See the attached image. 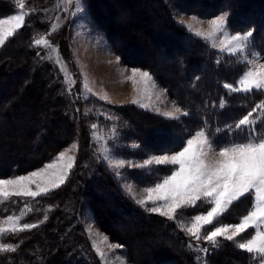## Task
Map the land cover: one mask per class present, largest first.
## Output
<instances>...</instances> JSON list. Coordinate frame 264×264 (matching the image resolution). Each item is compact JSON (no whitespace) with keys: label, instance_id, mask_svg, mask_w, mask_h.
Masks as SVG:
<instances>
[{"label":"rangeland","instance_id":"374dc122","mask_svg":"<svg viewBox=\"0 0 264 264\" xmlns=\"http://www.w3.org/2000/svg\"><path fill=\"white\" fill-rule=\"evenodd\" d=\"M7 1L14 9L0 14V53L27 22L34 25L26 28V44L18 39L0 57L6 62L2 66L5 81L0 82V162L15 157L22 160L26 148L36 142L46 144L47 151L44 159L27 170L0 177V263L4 264L1 258L16 245L15 235L35 225L23 222L26 211L33 214L35 208L22 202L60 189L77 173L83 184L88 182L86 190L91 185L90 189L109 202L111 211L119 210L104 196L105 190L94 185L105 172L114 178L109 191L145 212L143 220L135 214L124 215L118 222V216L101 207L102 199L87 196L90 202L84 203L79 197L77 206L62 215L68 227L74 225L63 237L72 255L66 256L62 246L61 251H54V246L53 253L47 254L46 245H34L33 251L39 255L29 256L33 264H39L41 254L46 259L43 264H133L124 253L126 242L132 246L128 253L131 250L139 263L168 264L158 259L184 249L194 255L197 264H207L208 250L231 243L252 254L256 264H264V139L226 144L214 141L205 129L192 130L190 120L197 112V102L191 95L173 98L149 68L128 65L122 56L124 49L135 50L146 66L147 62L157 69L163 66L170 73L173 64L169 60L180 50L167 54L170 44L162 39L167 31L161 29L162 23L168 26L173 21L211 50L246 65L239 80L224 87L227 94H243L264 88V58L251 49L250 31H231L225 13L202 16L184 12L175 0H0V8ZM158 2L165 11L158 12L160 16L152 7H159ZM180 3L200 6L198 1ZM97 16L106 17L113 41ZM177 64L183 68L182 61ZM187 74L191 73L180 69L176 89L181 93L176 95L184 94ZM22 91L24 95L19 94ZM135 109L151 114L145 117L149 123L157 120L160 124L147 128L157 136L153 140H146L151 135L145 136L147 147L135 141L131 135L135 129L125 122L135 118ZM70 122L80 127L75 137L69 135ZM251 122L243 117L238 126L247 127ZM156 142H164L168 149L156 150ZM174 144L177 148L171 149ZM30 156L36 157V152ZM95 164H103V170H97ZM73 186L67 187L69 192ZM247 195L253 197L250 211L242 215L235 211L239 214L228 220L230 208ZM93 206L102 211L94 212ZM99 212L105 219L109 216L106 224L115 230L98 223L93 213ZM161 226L169 234L159 235L156 229ZM75 258L78 260H72ZM223 258L228 260V256L217 255L211 264H226ZM16 260L9 261L16 264Z\"/></svg>","mask_w":264,"mask_h":264},{"label":"trees","instance_id":"16d2710c","mask_svg":"<svg viewBox=\"0 0 264 264\" xmlns=\"http://www.w3.org/2000/svg\"><path fill=\"white\" fill-rule=\"evenodd\" d=\"M44 0H42L43 2ZM181 1H185L188 3H193L195 1H198L200 3V6L197 8H192L191 6H186ZM175 0L174 3L180 8L181 10L188 11V12H194L195 14L202 15V16H215L220 13H225L227 15V26L228 28L233 32H247L250 31V47L253 51L256 53H259L261 57L264 58V1L263 0ZM8 3V1H7ZM142 3V2H141ZM159 7L152 6L156 14L159 15L158 12L165 13L163 10V6L158 2ZM181 5H180V4ZM203 3V6L201 4ZM13 4L9 2L7 5H5V8H0V14L7 15L10 11H12ZM150 14V13H148ZM101 16V15H100ZM157 16V18H158ZM97 16V21L100 23V26L107 32V38L112 40L111 38L112 33L110 32L109 28H107V24L105 23V18ZM156 18V19H157ZM104 19V20H103ZM107 21V20H106ZM31 25H34V22L30 23ZM29 22H27V26L23 27L21 30H19L14 36L8 39V41L4 44L1 53V55L5 52V49L9 47V45L12 42H15L16 40L23 41L24 44H26V28H29ZM116 24V22H114ZM155 24V23H154ZM32 25V26H33ZM163 28L162 31H167V35L164 36V40L167 41V43L170 44L169 48H167V54H172L174 51H179L180 54L178 56H173L171 60H169L170 63H172V70L169 73L166 70H164L163 66H159L160 68L157 69L154 64L148 63L147 66L144 64V61L140 60L141 55L139 53H136L135 50L131 49H124L122 52V56L124 57V60L127 62V64L131 65H137L141 64L143 67L149 68L150 71L153 73V75L156 77L157 82L165 87V89L168 91V93L173 98L178 99H186L184 95H191L190 98H192L194 101L197 102V112L192 115L190 120V126L192 127V130H198V129H205L210 136H213L214 141L220 142V143H226V144H232L233 142H247L251 140L253 137H256V140L264 139V88L262 89H254L247 93H233V94H227L225 90V85L230 83H236L240 76L243 75L245 72L246 65L239 61V59L235 57H226L221 54H218L216 51L211 50L203 41H198V39L192 37L189 33H186L183 31L182 28H180L177 24H174L173 21L170 23V25L165 26L164 23H162ZM110 27V25H109ZM161 27V24H160ZM154 37V36H152ZM7 45V46H6ZM165 44H163L164 46ZM6 47V48H5ZM23 47V46H22ZM20 47V48H22ZM193 47V48H192ZM186 51V54H183V51ZM141 54V53H140ZM162 56V55H161ZM162 60V58L160 59ZM182 61L181 68L177 62ZM142 61V62H141ZM153 61H155L153 59ZM150 62H152L150 60ZM5 59L0 60V71L1 76H3V79L0 82L5 81V69L2 68V66L6 67ZM177 64V65H176ZM26 66V64H24ZM167 67V64L164 65ZM2 68V69H1ZM168 68V67H167ZM19 69V68H18ZM18 69L13 70L14 72H17ZM180 69H186L188 75V83L184 90L182 92L184 94L176 95L177 92V86L179 84V72ZM12 75H15L11 73ZM165 75H169L166 77ZM178 75V76H177ZM31 78V77H30ZM186 78V76H185ZM4 80V81H3ZM194 85L196 87L194 88ZM200 88V89H199ZM25 91L19 92V94L24 95ZM59 92V91H58ZM196 96L198 97L197 99ZM23 98V97H21ZM63 102V98L59 95H57L56 99ZM62 98V99H61ZM188 98V97H187ZM5 99V98H3ZM1 99V100H3ZM10 100V95L7 98V102ZM2 104V103H1ZM64 104V103H63ZM8 107L5 106L4 111H7ZM64 111V107L62 109ZM64 113V112H63ZM133 117H130L129 119L126 118L125 122L126 124L132 125V128L135 129L131 133V135L136 138L135 141L139 142V144L143 147H147L145 145V136L149 133L147 131V128L149 127H155L160 124H158L157 120H153L150 123L147 121L145 117H152L151 114L145 113L142 110L135 109V112L133 113ZM243 117L250 119L252 122L246 127V126H238V121L241 120ZM40 118V117H38ZM71 121V120H70ZM144 123L145 125L141 124ZM69 126L70 128V137H75V135L79 133L80 127H76V124H73L70 122ZM38 131V128H37ZM254 131L256 134H254ZM137 132V134H136ZM41 133V131L39 132ZM82 134V133H81ZM151 138H147L146 140H153V138L157 137L156 133L154 131H151L150 134ZM44 134H40V137H43ZM69 137V138H70ZM156 150L161 149H168L167 144L162 142L163 145H159L158 142H156ZM59 144V143H58ZM51 147V146H50ZM171 149L177 148L174 144ZM84 154L86 153V148L82 146V149ZM47 151V145L46 144H40L39 142H36L33 144H30L29 147L26 148V154L21 158L15 157L13 159H9V161H5V165L2 162L0 164V177L4 176H14V174L18 173L20 170H27L28 167L31 165H34L35 163H38V159L42 160L44 159V155ZM30 152V153H28ZM33 152H36V157H31L30 154H33ZM16 151H14V154ZM28 153V154H27ZM27 155V156H26ZM38 155V156H37ZM86 156V154H85ZM29 158V159H28ZM11 161H14L15 165L10 167ZM20 161V162H19ZM22 161V162H21ZM80 161V160H79ZM7 162V163H6ZM20 163V164H19ZM97 170H103L104 165L99 164L97 166L95 164ZM2 169V170H1ZM105 177V179H102V177ZM97 179H99L94 185H96L98 188H101L104 192L107 199L111 200V203L113 205H117L120 207L119 211H121L123 214L118 215L119 220L118 222H121L122 216L127 215L129 216L126 211L129 210L131 215L137 214L138 217H142L143 215H146L145 212L140 211L137 207L130 204L126 199L120 194L119 196L117 194H113L110 189H108L110 185H112V180L114 182V178L107 173H103ZM71 178V177H70ZM73 186V188L70 189V192L68 191L67 187L70 185V183ZM65 185H63L60 189L56 191H49L47 193H44L39 198H36L35 200H26L23 201V204H28L29 206H32L35 208V212L28 213L29 209L26 211L27 216L24 218L23 222H32V224H35L31 230L23 231L19 234H16L17 241H14L16 245H14L13 249L10 251H7L3 256L6 258H1L2 262L4 264H12L9 260H16V264H33L34 262L31 258H29L30 255H37L38 253H35L33 251L34 245H40L44 244L49 248V252L47 254L53 253L52 248L55 247L56 249H60L61 246L63 247L64 254L72 255L69 245L63 237L67 235L66 230H70V226L72 223H70V226L68 227L67 223L65 222V218L62 217V215L67 214V211L69 209H72L74 206H77L79 197L84 198V203H89L87 196H93L94 192H97L96 190L90 189L91 185L88 186L87 190L86 187L88 185V182L83 184V179L79 174L77 173L72 177L71 180H69ZM107 186H106V185ZM75 187V188H74ZM91 191H90V190ZM107 189V191H106ZM88 190L90 191V195L87 194ZM66 191V192H65ZM98 193V192H97ZM99 196V193H98ZM116 198V200H115ZM96 199V197H95ZM107 202V207L109 208V202ZM253 204V197L250 195H247L241 199L238 200L230 208V210L227 212L226 218L228 220H232V216H237L240 211L242 212L240 215L244 214L245 212L250 211ZM241 207V208H239ZM94 208L91 207V209ZM99 208V207H98ZM243 208H246L243 211ZM94 212L97 211V209H92ZM98 213H93V215L97 218L100 216V220L97 219L98 223L101 225L106 226L105 223L106 219L101 217V215H97ZM116 216V215H115ZM132 216V217H133ZM158 217V216H157ZM157 217H153L154 220H157ZM146 222L150 221L147 216H144ZM105 219V220H104ZM105 221V222H104ZM124 222V221H123ZM154 222V221H151ZM155 223V222H154ZM109 229L113 226H108ZM155 226L153 227V229ZM81 229V227H80ZM108 229V232L111 231ZM116 228H114L115 230ZM82 230V229H81ZM157 233L159 235H165L169 234V231L163 226L158 227ZM113 232V231H112ZM181 243V242H180ZM182 244V243H181ZM129 243H125L124 245V253L127 256V260L133 264H149L148 261L142 260L140 263L136 261V258L131 250L128 253V248H130ZM219 245V244H218ZM128 246V247H127ZM223 248H215L208 250L210 253V256L208 257L207 264H211V261L215 259V256L217 255H223L228 256V260L225 261V258H223L224 263L226 264H256L254 256L252 254H249L245 250L238 248L236 246H233L231 243H224L222 245ZM132 247V246H131ZM179 247L182 248V245H179ZM164 252V251H159ZM227 252V253H224ZM46 254V255H47ZM19 255V256H17ZM39 255V254H38ZM61 255V253H60ZM167 255H169L167 253ZM178 255L179 257L176 258ZM175 255L171 254L170 256H166V258L163 256L161 259H158L159 262L165 263L168 262V264H197L198 262L194 258V255L192 253H189L185 251L184 249H179L178 253ZM184 258V261H181V258ZM20 257V262H18V258ZM59 256L54 255L50 258H58ZM72 257V256H71ZM173 257V258H171ZM49 258V259H50ZM47 259V260H49ZM174 259V260H173ZM176 259V260H175ZM72 260H78V259H72ZM257 260V259H256ZM46 262V259H43V255L41 254V257L39 259V264H43ZM58 262V259H57ZM197 262V263H196ZM76 263V261H74ZM87 264H90L86 261ZM2 264V263H0ZM48 264V263H46ZM257 264L259 262L257 261Z\"/></svg>","mask_w":264,"mask_h":264},{"label":"bare ground","instance_id":"6f19581e","mask_svg":"<svg viewBox=\"0 0 264 264\" xmlns=\"http://www.w3.org/2000/svg\"><path fill=\"white\" fill-rule=\"evenodd\" d=\"M124 1H125V0H124ZM124 1H123V2H124ZM134 1H136V0H134ZM263 1H264V0H263ZM136 2H137V1H136ZM200 3H201V2H200ZM121 5H122V4H121ZM131 5H132V4H131ZM133 5H135V4H133ZM191 6H192V5H191ZM128 8H129V6H128ZM154 13H155V12H154ZM155 14H156V13H155ZM119 21H120V20H119ZM139 22H142V21L140 20ZM28 159H29V158H28ZM0 164H1V162H0ZM1 170H2V169H1ZM93 195L96 197V199H97V197H98L100 200H101V199L104 200L101 196H98V193H97V192H96V193H93ZM104 196L106 197L107 195H104ZM104 196H103V197H104ZM90 197H91V196H90ZM92 197H93V196H92ZM90 200H91V199H90ZM102 200H101V203H102V206H101V207L107 209V210H108L107 212L109 213V215L113 214L114 216H115V215L117 216V214H118V215L123 214V213H122L121 211H119V210H117V211H111V209H109L108 207H106V201L104 200V202H102ZM115 200H116V198H115ZM92 202H93V201H92ZM91 204H92V203H91ZM94 205H95V204H94ZM96 205H98V204H96ZM99 206H100V205H99ZM99 206H97L96 208H95V206H94V208L98 210V207H99ZM94 208H92V209H94ZM99 209H100V207H99ZM109 210H110V211H109ZM98 211H100V210H98ZM101 211H102V210H101ZM101 211H100V212H101ZM103 211H104V210H103ZM100 212H99L98 214L101 215ZM103 213H104V212H103ZM126 213H127L130 217L133 216V215L130 214V211H129V210H127ZM95 214H96V213H95ZM98 214H97V215H98ZM105 214H106V212H105ZM93 216H94V215H93ZM98 216H99V215H98ZM102 216H103V214H102ZM102 216H101V217H102ZM107 216H108V214H107ZM108 217H109V216H108ZM108 217H107V219H108ZM96 218H97V217H96ZM99 218H100V216H99ZM99 218H97V219H99ZM102 218H103V217H102ZM113 218H114V217H113ZM140 218H141V217H140ZM107 219H106V220H107ZM141 219L143 220V218H141ZM99 220H100V219H99ZM104 220H105V219H104ZM104 222H105V221H104ZM101 223H102V222H101ZM105 223H106V222H105ZM102 226H103V225H102ZM110 226H112V225H110ZM104 227H105V226H104ZM113 229H114V228H113ZM105 230H107V229H105ZM116 231H119V230H116ZM106 232H107V231H106ZM122 232H123V231H122ZM108 233H109V232H108ZM111 233H113V232H111ZM118 233H119V232H118ZM118 233H117V234H118ZM125 233H126V232H125ZM113 234H114V233H113ZM114 235H115V234H114ZM150 236H151V235H150ZM153 236H154V235H153ZM148 237H149V236H148ZM151 238H153V237H151ZM149 242H150V241H149ZM151 242H153V240H152ZM137 246H138V245H137ZM139 246H140V245H139ZM140 247H141V246H140ZM159 248H160V247H159ZM132 249H133V248H132ZM137 253H138V252H137ZM170 253H171V252H170ZM175 253H176V252H175ZM146 254H147V253H146ZM152 254H153V253H151V255H152ZM172 254H173V253H172ZM137 255H138V254H137ZM173 255H175V254H173ZM168 256H170V255H168ZM175 256H176V255H175ZM125 257H126V256H125ZM177 257H179V256L177 255L176 258H177ZM136 258H137V257H136ZM171 258H173V257H171ZM173 260H174V259H173ZM175 260H176V259H175Z\"/></svg>","mask_w":264,"mask_h":264}]
</instances>
